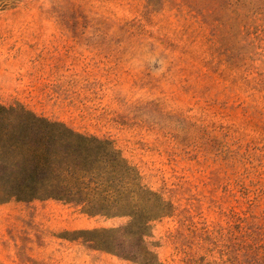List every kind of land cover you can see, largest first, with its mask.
Masks as SVG:
<instances>
[{
	"label": "rangeland",
	"instance_id": "obj_1",
	"mask_svg": "<svg viewBox=\"0 0 264 264\" xmlns=\"http://www.w3.org/2000/svg\"><path fill=\"white\" fill-rule=\"evenodd\" d=\"M17 71L45 76L47 119L113 141L172 211L132 246L111 230L129 216L0 200V264H264V0H7L0 102Z\"/></svg>",
	"mask_w": 264,
	"mask_h": 264
},
{
	"label": "trees",
	"instance_id": "obj_2",
	"mask_svg": "<svg viewBox=\"0 0 264 264\" xmlns=\"http://www.w3.org/2000/svg\"><path fill=\"white\" fill-rule=\"evenodd\" d=\"M6 6L7 0H0V10ZM19 115L26 118L24 133L18 129ZM52 124L66 133L54 132ZM141 194L148 195L151 208L144 207ZM10 199H54L91 215L129 216L128 225L111 230L132 246H143L141 236L148 234L150 222L172 211L169 202L141 185L113 141L76 132L22 105L0 103V200Z\"/></svg>",
	"mask_w": 264,
	"mask_h": 264
},
{
	"label": "crops",
	"instance_id": "obj_3",
	"mask_svg": "<svg viewBox=\"0 0 264 264\" xmlns=\"http://www.w3.org/2000/svg\"><path fill=\"white\" fill-rule=\"evenodd\" d=\"M29 39V40H27ZM34 37H27L25 40L27 41H23L25 43H31ZM36 49L35 46L32 45H27L26 47H22L20 49L21 51V55L23 54H27L30 55L34 50ZM20 68L27 66V67H36V66H40L41 62L38 61V59L36 58H31V57H25V58H20ZM34 80H39L41 82V87H40V101L36 102L35 104L31 103L30 100V96H29V92L32 88V83ZM45 80V76L43 75H35L32 73H27V74H23L20 73L19 71H17V78L16 81L14 82V91L17 92L18 94V98L14 99L12 101L11 104L8 103H4V102H0L1 104L4 105H22L24 107H26L27 109L33 111L35 114L39 115V116H43V117H47L46 115L48 113L51 112V107L49 105H47L44 100L42 99V92L44 90V85L43 82Z\"/></svg>",
	"mask_w": 264,
	"mask_h": 264
}]
</instances>
